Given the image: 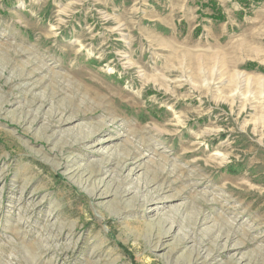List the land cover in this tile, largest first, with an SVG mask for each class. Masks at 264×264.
Listing matches in <instances>:
<instances>
[{
    "label": "rangeland",
    "instance_id": "374dc122",
    "mask_svg": "<svg viewBox=\"0 0 264 264\" xmlns=\"http://www.w3.org/2000/svg\"><path fill=\"white\" fill-rule=\"evenodd\" d=\"M264 0H0V264H264Z\"/></svg>",
    "mask_w": 264,
    "mask_h": 264
},
{
    "label": "trees",
    "instance_id": "16d2710c",
    "mask_svg": "<svg viewBox=\"0 0 264 264\" xmlns=\"http://www.w3.org/2000/svg\"><path fill=\"white\" fill-rule=\"evenodd\" d=\"M257 67H258L259 69H261V70L264 71V66H261V65L259 66V65H258ZM129 255H130L131 259H133L134 264H137V262H136L135 258L133 257V255H132L131 253H130Z\"/></svg>",
    "mask_w": 264,
    "mask_h": 264
}]
</instances>
